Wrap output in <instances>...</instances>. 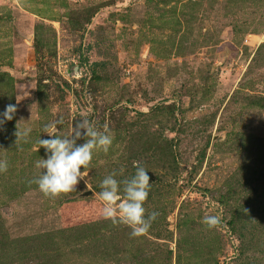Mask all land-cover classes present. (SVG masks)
<instances>
[{"label": "rangeland", "instance_id": "1", "mask_svg": "<svg viewBox=\"0 0 264 264\" xmlns=\"http://www.w3.org/2000/svg\"><path fill=\"white\" fill-rule=\"evenodd\" d=\"M8 104L0 264H264V0H0V113ZM83 118L108 125L109 151L77 191L46 198L29 183L44 125L60 119L67 136ZM133 161L158 213L138 238L98 199Z\"/></svg>", "mask_w": 264, "mask_h": 264}, {"label": "clouds", "instance_id": "2", "mask_svg": "<svg viewBox=\"0 0 264 264\" xmlns=\"http://www.w3.org/2000/svg\"><path fill=\"white\" fill-rule=\"evenodd\" d=\"M17 108L14 104H8L0 113V129L4 124L11 121ZM63 121L57 119L44 125L43 132L48 135L47 139H39V149L46 150L47 158L36 161L35 167L42 169L41 174L29 181L37 185L39 192L46 198L56 199L62 195L77 191L81 180L87 176V172L95 151L107 153L112 144L113 137L108 125L103 130L97 129L87 118L75 123L72 131L67 136L58 135V125ZM18 125V123H17ZM16 125L15 143L21 139L28 142L32 129L20 130ZM83 139L82 144L77 143ZM37 149V150H39ZM135 173L130 178L118 180L124 169L113 170L106 175L100 183L101 191L98 199L102 202L101 215L106 221L114 226H126L132 238L146 235L152 222L156 220L158 213L153 211L146 214L144 207L151 188L148 170L138 161H133ZM6 159L0 160V173L8 171ZM83 169V171H81ZM121 191L123 195H121ZM202 223L209 229L215 228L220 223V217L216 215L205 216Z\"/></svg>", "mask_w": 264, "mask_h": 264}, {"label": "trees", "instance_id": "3", "mask_svg": "<svg viewBox=\"0 0 264 264\" xmlns=\"http://www.w3.org/2000/svg\"><path fill=\"white\" fill-rule=\"evenodd\" d=\"M86 61V59L82 60V62L84 63Z\"/></svg>", "mask_w": 264, "mask_h": 264}]
</instances>
